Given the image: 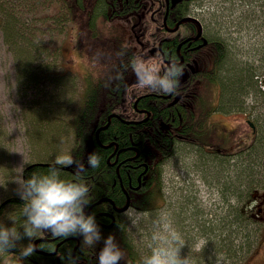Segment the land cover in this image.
Returning a JSON list of instances; mask_svg holds the SVG:
<instances>
[{
    "label": "trees",
    "instance_id": "trees-1",
    "mask_svg": "<svg viewBox=\"0 0 264 264\" xmlns=\"http://www.w3.org/2000/svg\"><path fill=\"white\" fill-rule=\"evenodd\" d=\"M48 2H56L59 5L58 13L61 18L73 20L75 29L77 28V51L86 64V69L80 71L84 73L80 79L82 91L78 92V105L71 120L74 140L66 161L53 160L56 155L46 151L47 158L31 161L22 168V181L29 196L11 195L1 200L0 264H81L79 261H87L88 264H146L140 251H135L122 214L114 208V204L123 206L126 203L127 195L124 189L130 194L133 208L150 213L152 212L150 208H157L154 207L157 204L161 207L162 201L165 200L161 186L162 164L174 153L176 145L189 148L183 149L189 155L198 151L203 160L210 156L221 159L219 154L215 156L211 154L207 158V153L201 146L203 139L200 137L208 129L206 117L198 110L197 114L191 110H185L180 114L176 109L167 107L171 103L169 99L154 98L151 118L137 125L126 124L112 117L109 125L101 129L99 141L97 140L96 131L108 123L110 113L120 112L125 106L132 108L130 91L143 90L147 85L146 75L154 72L161 87L169 85L166 72L160 68L151 70L149 67L148 70L147 67H143L145 62H140L141 59L148 64L150 61L158 64L159 60L162 65L164 64L158 51V42L166 34L162 27L165 0H0V30L4 42L13 54V67L18 74V86L26 99L27 133H30L33 142L36 137L35 129L39 127L37 116L40 114L42 103L38 96L41 93L46 95L47 87L54 91L52 97L61 95L62 85L68 86L71 80L66 78L67 74L69 77L73 70L70 63L68 65L71 70L65 66L58 67L51 62L49 58L53 49L44 48L42 38L40 40L38 35V26L32 17L36 16L38 11L43 15H51L50 12L42 10ZM195 2L200 0H180L177 5L171 6L169 24L174 25L177 18L186 14L190 5L195 9ZM173 3L174 1L172 5ZM181 5L187 9L180 8ZM109 11H112L111 16ZM131 16L133 21L137 22V29L142 33L141 40L133 37L135 34H131L130 26L133 23ZM172 16L175 18L172 19ZM61 18L59 21L53 19L50 26L52 30L64 24ZM116 18H120L122 22H117L123 25L119 30L111 26L109 29V23ZM19 21L22 22L26 37L14 29V24ZM71 30L72 28H67L68 34ZM25 38L30 40L27 42L33 48L31 53L27 52L25 45L19 43ZM213 38L197 52L199 55L201 51L199 56L202 59L198 56L194 62L196 68L180 72L179 76L175 75L177 90L174 95L175 97L183 95L184 99L195 101L196 81L201 78L203 85H206L215 80L221 85L219 108L223 111L239 110L243 106L239 99L249 94V88L254 87L253 84L257 87L255 72L253 75L249 73L251 79L249 82L246 81L248 89H241L237 98L229 95L230 78L220 77V80H217L216 77L228 48L225 42H221L219 49L215 50L216 43ZM176 41L177 39H171L167 44H163V47H167L171 54L175 55L178 44ZM55 49L58 55L62 54L60 46H56ZM150 50L154 51V57H151ZM36 59H40L37 70H32L30 66L32 67V62ZM246 70L249 71L248 68ZM74 85H77L76 80ZM58 87L59 93H56ZM65 98L63 97V104ZM170 113L172 116L179 114L173 124L174 131L165 130ZM179 135L197 139L191 142L183 140L184 138ZM255 140L258 141L255 143ZM131 142L135 143V149L137 148L140 153L138 158H134L137 155L136 151L130 148L125 151L124 156H133V161L122 164L123 159H120L114 164L111 159L108 162L114 146L107 148L103 145L119 143L130 147ZM263 142L264 136H257L248 148L250 154L258 153V147H262ZM143 163L149 166L142 176L145 185L139 190H134L135 188L132 189L128 184L129 177H133L132 185L138 186L134 180L143 170ZM131 166L139 168L134 169L135 167ZM221 191L226 194L234 193L227 187ZM238 193L239 190L236 189L234 195L240 197L239 200L243 199L246 190L242 191L240 196ZM104 197L110 198L113 202L103 200L92 206L88 215H83L84 205L88 208ZM71 200L77 201L69 206ZM42 201L49 204L47 211L43 212L40 205ZM77 212L82 214V220L62 235H60L62 228L46 227V224L53 223L52 221L69 222L67 225L75 223L79 219ZM242 219L244 217L241 215L234 218L242 228L231 230V237L225 239L227 242L223 243V247H226L227 253L234 254L231 244H234L241 234L243 236L247 234V225L240 222ZM199 234L209 236L201 230ZM39 237L53 239L42 240L35 248L33 243ZM209 244L210 240L204 247ZM248 244L247 252L253 247L250 241ZM213 250L216 253H223V250L218 251V247L215 246ZM148 256L152 257V253Z\"/></svg>",
    "mask_w": 264,
    "mask_h": 264
},
{
    "label": "rangeland",
    "instance_id": "rangeland-1",
    "mask_svg": "<svg viewBox=\"0 0 264 264\" xmlns=\"http://www.w3.org/2000/svg\"><path fill=\"white\" fill-rule=\"evenodd\" d=\"M216 1L219 0H200V2H195V5L197 7L203 2L207 11L205 16L208 18L212 13L215 28L216 25L218 26L219 37L225 41L228 48L227 58L225 57L219 68V79L220 77L230 78L229 95L237 98L241 89H248L246 81H250L249 76L253 75L256 67V71H259L258 76L255 77L258 88L255 84H253L254 87L249 88V94L245 96L246 112L244 113L224 114L214 109L215 113L211 108L213 106H209L210 103L205 101L206 116L213 112L212 118L209 119L213 128L209 127L208 131L205 130L206 133L200 139H203L206 144L211 143L212 147L218 145L233 149L234 146L236 152L233 155H222L221 159L212 157L210 159L212 163L209 161L204 163L198 151L191 152L189 155L183 150L189 148L176 145L172 156L162 164L163 181H165V191H167V200L163 208L153 216L136 210L123 215L128 236L131 235L130 239L134 243L135 251H140L146 264H245L251 263L252 256L255 257V251L259 248L255 240L260 237V227L252 223L247 216L248 219L244 218L240 222L247 225L245 236L249 237L245 238L241 234L235 241L237 244H231L235 253L226 252L223 243L227 242L225 239L231 237L230 231L242 228L241 224L238 225L234 221L235 216L238 215L237 211L240 207L242 211H245L251 200L246 201L248 196H245L244 200H239L240 197L237 198L234 195L231 203L235 207L233 210L230 209V216H227L229 215L228 207L222 204L221 189L225 182L230 184L228 189L233 190L234 193L236 189L239 190V196L244 190L246 192L257 190L260 194L264 189V142L262 147H258V153H253L255 156L250 154L249 149L246 151L238 149L250 140L248 133L251 132V127L247 119L255 127V136H264V91L262 89L264 87V60L261 58L264 53L258 50L264 48V0H223L231 12L230 15H228L229 11H217L214 14L212 10ZM221 6L219 5L220 8ZM42 10L50 12L51 15H43L41 11H38L37 15L32 18L36 20L38 35L40 40L42 38L43 47L53 49L49 60L62 68L64 66L67 68L68 63H72L74 71L83 76L84 73L80 71L86 69V64L82 55L78 54L75 47L77 43L75 44L67 31L71 23L66 19L67 17L61 18L58 13L59 5L56 2L45 3ZM59 18L64 20V24L52 30L51 22L54 21L53 19L59 21ZM29 21L27 22L30 23ZM213 23L208 24L207 32L212 30ZM14 29L20 35L25 36L26 32L22 29L21 21L14 24ZM73 34L75 35V32ZM215 34L213 33V36ZM27 41L30 40L25 38L19 43L25 45L27 52L31 53L33 48ZM56 46H60L61 55H58ZM39 61L40 59L33 61L30 68L37 70ZM140 62H145L143 67H149L147 61L140 59ZM152 65L154 63L150 61V66ZM246 68L249 69L248 72ZM17 76V71L13 67V54L4 42L0 30V202L11 195L29 196L23 185L22 168L31 161H41L40 159L47 158L46 151L56 155L52 158L53 160L66 161L74 140L71 120L77 109L78 92L82 91L80 79L71 73L69 77L67 74L66 78L71 80L68 86L62 85L61 95L52 97L54 91L47 87V94L41 93L38 96L42 103L40 114L37 116L39 127L35 129L36 137H33L35 139L33 142L30 133H27L26 99L19 89ZM75 80L77 85H74ZM56 93H59V87ZM205 94L211 98L217 93H213L212 87H209ZM63 97H66L64 104L62 103ZM233 129H237L234 137L227 133ZM257 141L255 140V143ZM224 159L228 163L221 164ZM215 170H219L216 174V181L219 180L222 183L215 184L216 188L215 185L209 186L204 181L205 178L215 180ZM191 185L200 191L198 204L203 220L201 232L209 235H203L202 239L198 236L200 228L194 225L196 216L192 214L191 207H189L191 210L187 208L189 204L186 199L192 195V191L186 187ZM31 198L35 199V197ZM40 205H42L43 212L47 211L49 204L42 201ZM166 215L169 218L168 224L165 222ZM155 224L159 225L154 226ZM209 240L210 244L204 247ZM248 241L253 246L249 252H247ZM214 246L218 247V251L223 250V253H216L213 250ZM150 253L152 257L148 256ZM190 256H197V260H189ZM210 257H214L216 261L214 259L211 262ZM204 259H207L206 263Z\"/></svg>",
    "mask_w": 264,
    "mask_h": 264
},
{
    "label": "flooded vegetation",
    "instance_id": "flooded-vegetation-1",
    "mask_svg": "<svg viewBox=\"0 0 264 264\" xmlns=\"http://www.w3.org/2000/svg\"><path fill=\"white\" fill-rule=\"evenodd\" d=\"M166 1L167 0H165V2H164V7H165L164 8V14L168 8H169V11H168L167 16L163 15V19H162V27L165 29L166 34L164 36H162V38L158 42V47H159L158 51H159V54L161 57V61L164 64L162 65L159 62L157 56H156V59L158 60V68L162 69V71L166 72L167 75L169 76L170 84L168 86L165 85L164 87H161V84L157 80V77H154L155 80L150 82L147 86L143 87V90L142 89H136L133 91L131 90L130 91V100L132 101V108H130V106H125L122 108V111L117 112V114L113 115L112 117H116L121 122L126 123V124L137 125V124H140L142 122H146L152 116L151 108L154 106L153 105L154 104V98L171 100V103H169L167 105V107L170 109H176L180 114L185 110H191L197 114V110H198L202 115H204V117H206V125L208 126V128L211 127V129L213 128V125L209 119H210L213 112L216 113V111H219V113H224V114H227V113L232 114L234 112H246V110L244 108L245 105L243 103V101L245 100V96H243V97H241V99H239L243 104L242 108L239 110H233L232 109L230 111H223L219 108L221 85L218 81H215V80L211 83L210 82L207 83L206 85H203L202 81L200 80L201 78L196 81V83H195V96L197 99L195 101L186 100V99H184L185 97L183 95L178 96V98H176L177 96L175 97L174 94L177 90L176 81L174 79L175 75L178 74L177 76H179L180 72L187 71L188 69L196 68V65L194 62L197 61V58L201 54V51H200L199 55L197 52L199 50H201L202 47H204L206 44H208L210 38L214 37L213 39H215L214 40L216 43V49L215 50H218L219 44L221 42H225V41L219 37L218 26L216 25V28H215V23H213V19H212V13H211L210 18L205 16V13L207 11H206V6L203 4V2H201L197 7H195V9L192 8L191 5H190L189 9H187L186 7L181 5L180 8L187 9L186 14L182 15L180 18H177L175 20L174 25H170L169 21L171 22V18H169V13H170V8L172 6V2L174 0H168L167 2ZM177 3L175 5H177ZM219 5H222L221 8L219 7ZM112 11H114V9H112ZM112 11H109L110 16H111L110 12H112ZM217 11H219V12L229 11L228 7L225 5V2L223 0L216 1L215 8H213L212 12H214V14H215ZM230 13L231 12L229 11L228 15H230ZM186 16H192L195 19L190 18V19L183 20V18ZM173 18H175V16H172V19ZM131 19L133 22L130 26L131 34H135L133 37L136 36L137 39L141 40L142 33L139 29H137V22L133 21L132 16H131ZM115 21H121L122 22V20L120 18H116V19L112 20L111 22H115ZM121 22H118V23H121ZM212 23H213V25H211L212 30L207 32L206 27L208 26V24H212ZM215 29H216V31L214 32ZM207 33H208V36H207ZM213 33H216L215 36H213ZM171 39H174V40L177 39L176 42H178L177 48L175 50V55H173V53L171 54V51H169L167 47H163V44H165V43L167 44ZM141 44L144 45L143 42H141ZM166 46H168V45H166ZM258 50L260 52L264 53V48H263V50H260V49H258ZM150 52H151V57H154L155 56L153 54L154 51L150 50ZM261 58H262V60H264V55H261ZM199 59H202V57L199 56ZM216 67H217V64H216ZM255 68H254V71L259 72V71H256ZM198 70H200V68H198ZM218 73H219V70H217L216 77H217V80H220ZM257 76H258V74H256V77ZM172 79H173V81H172ZM189 87H187V88L189 89ZM209 87H212L213 93H217V94H214L211 98H209L205 94L206 90ZM262 89L264 91V87ZM169 93H171V95L166 96ZM205 101H208L210 103L209 106H213V107H211L213 109V112L209 116H206V114H205L206 109H207V108H205V106H206ZM145 102H147V103H145ZM232 103L233 102H231V105H232ZM155 108L157 109V106H155ZM113 113H110V115ZM245 114H248V113H245ZM178 116H179V114H178ZM178 116H172V113L169 114V117H168L169 122L167 123L165 130L172 131L174 129L173 124H174L175 118H178ZM236 130L237 129H235V130L233 129L227 133L231 134L232 137H234L235 136L234 132H236ZM207 131H208V129H207ZM174 134H176V133L174 132ZM248 134L250 135V133H248ZM252 135L254 136V134H252ZM179 136H181V135H179ZM182 138H184L183 140H190L191 142L195 141V139H197V138L188 137V136L186 138L185 137H182ZM131 144H132V146H130V147H128L127 144H122V145L119 143H115V144L112 143L111 145L109 144V146H107V148H110L112 146H114V147H113V151L109 154L108 162L111 159H113L114 164L116 162H119L120 159H123V161L121 162L122 164L127 163V161H133V156H124L126 153L125 151L130 150V148H133L136 151L137 155L134 156V158H138L140 153L137 150V148L135 149V143L131 142ZM210 144L211 143H209L210 147L201 145L203 147L204 151L207 153V158L209 157V154H212L213 156H215V154H219V156L221 158H223L222 155L230 156L236 152L235 151L236 148L234 146L232 147L233 149H230V148H223V147H220L218 145H216V147H212V145H210ZM217 147H219V148H217ZM249 147H250V144L243 145L238 149L239 150H247ZM171 156H169V157H171ZM211 158L212 157L210 156V158H208L207 160H203L204 163H207L208 161H209V163H212V161L210 160ZM226 163H228V162H227V160L224 159L221 164H226ZM118 166H120V164L117 165V170H118ZM131 167H135L134 169H137V167L139 168V166H131ZM148 168H149V166L147 164H144L143 170H141V172L137 176L136 180H134L138 184V187L136 189H134V186L132 185L133 184L132 183L133 177H131V176L129 177L128 184L132 189L139 190L143 185H145V182L142 178L144 173L143 174H141V173L143 171L148 170ZM218 171L219 170H215V172H214L215 173V175H214L215 180H209V179L205 178L204 181H206V183L209 186H214L215 184H217V185L222 184L219 180H218V182L216 181V179H217L216 174L218 173ZM161 177H162L161 186H162L163 196L165 197V200L162 201L161 207H159L157 204V206H154L157 208H150L149 209L150 211H152L149 213L150 216H153L156 212H158V210H161L163 208L165 201L167 200V191H165V181H163V175ZM147 179H148V177H147ZM150 182H152V180ZM121 184H122V181H121ZM228 185H230V184L228 182H225L224 185L222 186V189H224L226 187L228 188ZM186 188L192 191V195L186 199L188 201L187 204H189L187 206V208L189 209V207H191L192 214H194L196 216V218L194 220V225L199 227L201 230L203 220L201 219V214H200L201 209H200L199 204H198V197H199L200 191L198 188L196 189L194 187V185H191L190 187H186ZM215 188H216V185H215ZM189 190H188V193H190ZM249 193H250V196H249ZM221 194L223 195L222 204L223 205L226 204V206L228 207L227 212H229V215H227V216H230V209L233 210L235 207V206H232V203H231L234 200V193L226 194L225 192H222ZM245 196H248L246 201H248V200H251V201L248 202V205L246 206L245 211L244 210L242 211V207H240L238 209V215H241L242 217H244L246 219H248L247 218V216H248L250 221H252L254 224H257L260 227V237H259V241L257 243V246L259 245V248L257 249V251H255V254H256L255 257L252 256L251 263H245V264H264V189H262L260 194H258L257 190H255L253 192L248 190L246 192V194L243 195V197H244L243 200L245 199ZM72 202H73V200H71L69 203H72ZM116 207L120 208L122 206H116ZM191 209H189V210H191ZM134 210H137V209L134 208ZM117 212H119V211H117ZM75 213H76V211H75ZM78 213H80V212H77V215H78ZM121 213L123 214L125 212H121ZM180 214H181V212H180ZM165 222L167 224L169 223V218L167 215L165 216ZM260 223H263V225H260ZM158 225L155 224L154 226H158ZM198 236H200V238H201V234L199 235V233H198ZM261 238H262V241L260 242ZM193 259L197 260V256H190L189 257V260H193ZM214 259H215L214 257H210L211 262H213ZM203 261L206 263L207 259H204ZM215 261H216V259H215ZM78 263L88 264L87 261H82V262L79 261Z\"/></svg>",
    "mask_w": 264,
    "mask_h": 264
},
{
    "label": "water",
    "instance_id": "water-1",
    "mask_svg": "<svg viewBox=\"0 0 264 264\" xmlns=\"http://www.w3.org/2000/svg\"><path fill=\"white\" fill-rule=\"evenodd\" d=\"M113 115H115V114H113ZM108 125V124H107ZM107 125H105L104 127H106ZM103 127V128H104ZM106 146H109V145H106ZM103 200H109V201H111V202H113L110 198H108V197H104V198H102L101 200H99L97 203H94V204H92L91 205V207L93 206V205H95V204H98V203H100L101 201H103ZM129 205H130V197L128 196V198H127V204L123 207V208H121V209H118L119 211H123V210H125V209H127L128 207H129ZM90 207V208H91ZM90 208H89V210H90ZM89 210L88 211H84V213L85 214H88L89 213ZM80 216H81V214H79ZM42 239H37L34 243H35V245H36V243L37 242H39V241H41Z\"/></svg>",
    "mask_w": 264,
    "mask_h": 264
},
{
    "label": "bare ground",
    "instance_id": "bare-ground-1",
    "mask_svg": "<svg viewBox=\"0 0 264 264\" xmlns=\"http://www.w3.org/2000/svg\"><path fill=\"white\" fill-rule=\"evenodd\" d=\"M254 72H255V71H254ZM256 74H259V72H255V76H254V77H256ZM256 81H257V79H256ZM222 151H223V150H222ZM222 151H221V152H222ZM145 172H146V171H143L141 174H143V173H145ZM137 187H138V186H136V187H134V188L136 189ZM124 191L127 192L125 189H124ZM136 211H140V210H136ZM36 240H37V239H36ZM36 240H35V241H36ZM35 241H34V242H35ZM36 246H37V244L35 245V248H36Z\"/></svg>",
    "mask_w": 264,
    "mask_h": 264
}]
</instances>
